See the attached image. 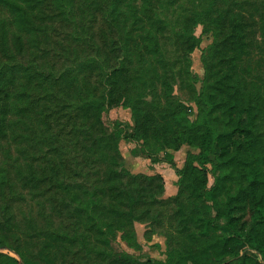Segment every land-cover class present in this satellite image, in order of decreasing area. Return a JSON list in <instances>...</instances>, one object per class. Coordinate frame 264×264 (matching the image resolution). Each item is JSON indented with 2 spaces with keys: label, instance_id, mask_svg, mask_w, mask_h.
<instances>
[{
  "label": "trees",
  "instance_id": "1",
  "mask_svg": "<svg viewBox=\"0 0 264 264\" xmlns=\"http://www.w3.org/2000/svg\"><path fill=\"white\" fill-rule=\"evenodd\" d=\"M104 1L107 4L108 0H103L99 6L103 7ZM124 1L110 0L104 16L115 20L122 16L126 24L129 18L121 7ZM163 1L171 5L170 9L174 5L180 9L176 29L170 31L175 44H172L175 52L172 50L170 60V51L165 52L164 47L165 38L170 36L161 31L164 20L156 18L163 13L160 10L165 8ZM203 1L208 5L197 11V2ZM4 2L17 13V24L28 27L32 21L25 9L16 1ZM140 4L134 9L141 19L144 18L145 27L138 33L126 29L118 31L116 39L105 41L107 53L91 37L86 42L97 49V55L87 60L77 59L75 65L65 71L32 72L29 67L19 70L24 73L25 83L21 85L24 88L15 93V99L21 104L18 110L22 114L31 112L36 103L46 100L44 111L37 113L40 120L50 131L58 130L55 136H61L62 142L77 143L74 145L83 150L81 160L77 161L78 170L81 174H95L96 180L90 191L87 186L81 187L86 197L79 199L78 214L84 217L88 227L83 237L88 243L93 242L92 250L100 259L115 264H210L205 261L212 258L219 264H264V82H249L251 79L246 73L238 69L239 62L248 56L255 15L247 11L243 0H141ZM132 13V10L127 12ZM131 18L134 27L141 21L135 14ZM200 24L213 34L214 40L203 57L204 88L197 94L190 84L193 78L190 56L201 43L194 32ZM25 32L32 31L14 32L19 51ZM3 46L5 50V44ZM151 71L153 79L148 86L154 90V98L148 102L140 86H147L148 81L143 79ZM11 76L12 79L6 80L1 76L2 91L12 82ZM176 77L180 86L188 84L194 93L193 102L199 112L196 121L189 118L192 107L174 98L172 87ZM2 97L3 104L8 105L9 96ZM121 100L128 102L132 109L135 137L143 141L147 154L178 152L184 146L200 151L199 155L188 152L182 168L177 167L172 153L167 154L168 162L179 176V194L184 189L194 200V206L206 213L201 219L205 243H197L198 237L191 231L192 219L187 216L183 231L193 247L170 251L167 261L140 262L127 253L116 252L111 246V239H115L118 232H122L130 246L138 244L134 220L135 209L142 199V192L135 197L124 186L128 176L134 179L142 176H133L123 169V157L118 148L122 134L117 129H109L104 121V114ZM123 138L134 137L124 135ZM55 148L53 144L51 150ZM211 156H215V162ZM208 164H213L216 173H220L218 185L210 190L207 187ZM69 165L67 159L50 160L47 166L39 168L32 165L33 174L29 179L36 186H55L61 174L75 173ZM160 176L147 179L152 181L162 178ZM227 179L240 185L242 208L247 213H242L236 205H228L225 228L229 232L219 233L220 211L213 215V207L219 206L216 190ZM66 187L69 192L71 186ZM148 190L147 187L141 191ZM127 206L129 211L124 210ZM209 230L211 234L207 235ZM62 240L73 243L74 237L67 233L48 236L45 250L49 259L45 264H52L51 245ZM0 248H3L2 243ZM248 249L259 257L249 255ZM21 255L27 264H41Z\"/></svg>",
  "mask_w": 264,
  "mask_h": 264
},
{
  "label": "rangeland",
  "instance_id": "2",
  "mask_svg": "<svg viewBox=\"0 0 264 264\" xmlns=\"http://www.w3.org/2000/svg\"><path fill=\"white\" fill-rule=\"evenodd\" d=\"M11 1H16L23 7L32 22L28 27L18 25L15 17L17 13L14 14L4 0H0V75L5 80L12 79L11 74L13 75V80L7 84L5 91H2L0 86V243L3 244V248H0V264H27L21 253L33 261L45 264L49 259L45 250L48 243L46 241L48 236L54 233H67L74 237V242L67 243L62 240L51 245L49 253L53 257L52 264H115L110 260L100 259L92 250L93 242L88 243L83 237L88 233V227L84 217L78 214L79 199L86 197L81 187L87 186L86 189L90 191L96 180L95 174H81L78 170L77 161L81 160L83 150L74 145L77 143L62 142L61 136H55L58 130L50 131L40 120L37 113L44 111L46 100L36 103L35 111L22 114L18 110L21 104L15 99V93L24 88L21 86L25 83L23 71L19 72L21 69L29 67L32 68V72L60 73L75 65L77 59L87 60L97 55V49L90 47L91 45L86 42L91 37L94 38V43L106 52L108 47L105 41L116 39L118 31L122 29L136 33L142 31L145 20L143 17L142 20L134 9L135 6L141 5V0H126L121 4L125 11L124 15L129 18L126 24L122 16L117 20L104 16L103 11L107 9L110 0L107 4L104 1L103 7L99 6L103 0ZM243 1L247 11L255 15L256 20L252 22L248 56L239 62L238 69L246 73L251 79L249 82L261 83L264 82V0ZM197 3V11L208 5L206 1ZM164 4L165 8L160 9L163 13L156 18L164 20L165 26L161 31L170 36L165 38L164 46L165 52L170 51L168 55L170 60L172 50L175 52L170 31L176 29L180 9L176 5L170 9L171 5L167 1H163ZM131 10L133 13L127 14ZM133 14L138 20L141 19L137 21L135 27L134 19L131 18ZM18 31H32L23 35L20 51L14 39V32ZM194 32L201 43L190 56L193 77L190 84L194 85L197 94H201L206 73L203 57L209 52L214 38L203 24L198 25ZM149 73L143 79L148 81L147 86L140 88H144L142 90L144 99L152 102L154 90L148 85L153 79V71ZM172 88L176 100L192 107L189 118L196 121L199 112L193 102L194 93L191 87L188 84L180 86L176 77ZM38 93L41 94L40 91ZM2 95L9 96L8 105L3 104ZM122 100L116 102L108 113L104 114V121L109 129H117L122 134V138L118 139V148L123 157L122 167L133 176H142L138 179L128 176L124 186L126 190H131L135 197L138 196V192H142V199L141 204L135 209L137 216L134 220L138 244L130 246L123 239L122 232H118L117 237L111 239V246L116 252L127 253L140 262L150 259L167 261L170 251H185L193 247L186 232L183 231L187 216L192 219L191 231L196 233L197 243L199 245L205 243L201 219L206 213L194 206V200L184 189L179 194V176L168 162L167 154L172 153L177 167L182 168L188 152L199 155L200 151L188 150V146H184L186 148L183 147L180 151L186 152L181 154H175L176 152L172 150L147 154L143 141L135 137L136 124L132 109L129 108L128 102L124 103ZM124 135L134 138H123ZM53 144L56 148L51 150ZM65 159L70 164L69 169L72 168L75 173L61 174L55 186L50 187L47 184L36 186L29 179L33 174L32 165L39 168L47 166L50 160L59 162ZM211 159L214 162L216 160L215 156H211ZM218 172L216 173L213 164L206 166L209 190L218 185L217 175L220 174ZM158 175L162 178H155L152 181L147 179ZM66 186H71L69 192L65 190ZM147 187L148 191H141ZM168 189H173V192H169ZM216 196L219 206L213 207V215L220 211V219L217 221L221 226L219 233L229 232L225 228L227 206L236 205L242 213L244 211L247 213L242 208L244 200L240 194V185L227 179L216 190ZM209 204L212 205V202ZM124 210L129 211L128 206L124 207ZM210 234L209 230L207 235ZM247 253L255 258L259 257L255 251L248 249ZM212 259L205 262L219 264L216 263L217 260Z\"/></svg>",
  "mask_w": 264,
  "mask_h": 264
},
{
  "label": "crops",
  "instance_id": "3",
  "mask_svg": "<svg viewBox=\"0 0 264 264\" xmlns=\"http://www.w3.org/2000/svg\"><path fill=\"white\" fill-rule=\"evenodd\" d=\"M184 148H186V147H184ZM189 149H190V148L188 147V150H189ZM181 152H184V153H185L186 151H183V150H182V151L176 152L175 154H181ZM176 156H177V155H176ZM176 160H177V158H176ZM179 167H181V165H179ZM168 191H169V192H173V189H168Z\"/></svg>",
  "mask_w": 264,
  "mask_h": 264
}]
</instances>
